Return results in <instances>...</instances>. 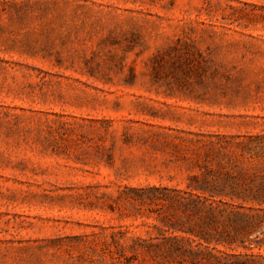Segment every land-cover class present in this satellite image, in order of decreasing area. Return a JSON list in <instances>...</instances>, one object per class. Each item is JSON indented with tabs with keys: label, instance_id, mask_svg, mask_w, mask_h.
Segmentation results:
<instances>
[{
	"label": "rangeland",
	"instance_id": "374dc122",
	"mask_svg": "<svg viewBox=\"0 0 264 264\" xmlns=\"http://www.w3.org/2000/svg\"><path fill=\"white\" fill-rule=\"evenodd\" d=\"M255 134L264 0H0V264H156L115 241Z\"/></svg>",
	"mask_w": 264,
	"mask_h": 264
},
{
	"label": "trees",
	"instance_id": "16d2710c",
	"mask_svg": "<svg viewBox=\"0 0 264 264\" xmlns=\"http://www.w3.org/2000/svg\"><path fill=\"white\" fill-rule=\"evenodd\" d=\"M236 146L247 171L203 165L184 189L157 198L167 206L158 235L132 238L127 246L115 241L118 251L156 264H264V253L254 252H264V134Z\"/></svg>",
	"mask_w": 264,
	"mask_h": 264
}]
</instances>
